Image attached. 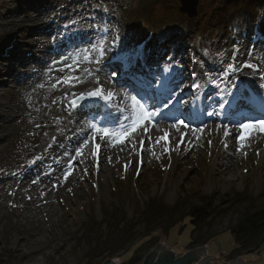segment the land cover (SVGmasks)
I'll return each instance as SVG.
<instances>
[{"label": "rangeland", "instance_id": "374dc122", "mask_svg": "<svg viewBox=\"0 0 264 264\" xmlns=\"http://www.w3.org/2000/svg\"><path fill=\"white\" fill-rule=\"evenodd\" d=\"M77 1L0 0V51L9 43L28 41L50 60L42 73L25 79L16 71L6 77L9 64L0 59V76L10 78L0 86V264H88L81 237L91 215L103 221L104 208H121L130 217L134 199L162 196L170 205L182 195L194 204L209 195L216 206L220 200L225 203L226 212L211 223V230L219 232L205 247L221 262L234 246L225 228L248 203L237 200L239 194L247 189L256 206L264 202V130L240 126L264 120V19L249 23L245 36L231 33L232 40L215 41L216 28L206 25L211 50L218 54L209 64L196 51L194 34L178 42L158 38L163 22L180 13L174 0H79L82 6ZM209 1L198 0L194 18L199 4ZM152 2L150 15L142 13ZM76 7L81 24L73 17ZM204 9L199 14L205 11L203 19L209 13ZM146 17L152 21L147 28L142 24ZM27 20L54 34L29 40V30L23 29ZM85 31L91 32L80 36ZM74 32L79 35L73 40L81 46L60 53L70 41L64 35ZM123 58L146 62V90L136 84L142 95L126 85L113 86L118 71L107 62ZM229 64L237 70L225 71ZM73 65L101 74L89 88L68 89L64 83L77 76ZM97 87L114 96L105 102L87 95ZM132 95L142 100L150 119L117 143L112 134L121 131V124L130 131L131 120L124 118L132 115L127 100ZM241 95L254 98L249 108L240 103L242 98L233 104ZM165 100L176 104V113L168 112L169 106L160 110L157 104ZM90 103L94 109L80 112ZM32 150L33 157H23ZM65 173L70 174L65 178ZM184 224H176L166 236L157 230V239L183 250L191 230L187 218ZM242 256L243 264H264V253Z\"/></svg>", "mask_w": 264, "mask_h": 264}, {"label": "trees", "instance_id": "16d2710c", "mask_svg": "<svg viewBox=\"0 0 264 264\" xmlns=\"http://www.w3.org/2000/svg\"><path fill=\"white\" fill-rule=\"evenodd\" d=\"M174 2L178 6L179 0ZM153 5V2L145 5L142 13L150 15L148 10H152ZM202 8H209L205 19V11L199 18ZM198 12L196 18H188L178 13L174 18L165 20L161 27L162 34H158V38L170 37L178 42L185 36L194 34L196 51L211 64L210 61L218 54L216 50H211L213 45L208 42L206 25L216 28L215 41L224 37L232 40L234 38H230L231 33L245 36L250 29L249 23L264 19V0H210L208 3L199 4ZM144 19L142 24L147 25V28L152 21L148 17ZM225 44L226 42L223 43ZM33 152L34 150L23 157H33ZM198 200L200 204H194L189 197L182 195L169 205L163 202L162 196H154L147 200L134 199L130 217L121 208L113 211L104 208L103 221H97L91 215L83 224L81 237L87 245L88 264L98 257H103L101 261H96L100 264L121 250L117 256L120 258V264H139L144 259L141 250H149L150 246L157 242V230L166 236L176 224L180 223L182 228L186 218L191 230L189 242L183 249L205 246L206 242L219 232L211 230V223L225 213L226 208L222 200L218 206L214 204V195L200 196ZM237 200L248 203L236 221L225 228L230 231L234 244L233 248L223 255L226 262L247 253H264V202L256 206L247 196V189L239 194ZM103 224L106 230L103 229ZM137 229L139 232H136Z\"/></svg>", "mask_w": 264, "mask_h": 264}, {"label": "bare ground", "instance_id": "6f19581e", "mask_svg": "<svg viewBox=\"0 0 264 264\" xmlns=\"http://www.w3.org/2000/svg\"><path fill=\"white\" fill-rule=\"evenodd\" d=\"M85 1V0H84ZM77 4H80V6L85 5V3L80 2L79 0L77 1ZM45 7V6H44ZM42 7V8H44ZM82 15V14H81ZM74 19L76 20V22L78 24H81L83 22V18H81L80 16V12H79V8L76 7V12H75V16H73ZM33 21H38L37 23H39L40 20H35L33 19ZM31 23L30 20H27V23H25L23 25V29H28L29 30V34H28V38L29 40L32 41H36L38 39H41L42 37H44L45 35H52L54 34L53 29L47 31L46 29H44L43 27L38 26L37 23L34 24H29ZM44 24V23H43ZM91 31H85V32H80V36H83L85 34H89ZM77 34V32L71 33V36H65L64 38H69L70 41L67 42V45H62V51H59L58 47H56L55 49L57 51H59L60 53H63L64 51H69V50H73L74 48L81 46V42L80 43H75L74 42V37ZM63 39V37H61L59 39V41ZM12 41V40H11ZM10 41V42H11ZM14 42V39H13ZM17 43H9V45H7L6 47H4V49L2 51H0V59H4L8 64V66H5L6 71H8L7 73L4 72L3 74L6 77H10L13 75V73L16 72H23V76L25 79L27 78H32L34 74H36L37 72L42 73L43 69L45 68V62H49L50 60H45L42 57H40V55H38L39 53H41V48L40 49H36V44H32L29 45L28 41L26 42H20V41H15ZM39 43H43V41H40ZM51 51V50H50ZM63 58H61L60 60V64L62 63ZM107 65L113 67L114 69L117 68L118 74H117V78L113 80V86L115 87V83L124 86L126 85L127 88L135 91V93L142 95L143 91H140L138 86L136 84L138 83H142V82H135L134 81V87L131 84L134 80V78H140L143 81L148 79V75H146V73H148L145 69L146 67V62H141L134 59V58H123L121 59L119 62L112 60V61H108ZM40 67V70L38 69V67ZM77 65H73L71 67H74L71 70H74L75 73H77V76L72 77V80H68L64 83L63 87H67L68 89H74L77 87H85V88H89V85L92 81H96V78L98 77V74H101L99 72H93V73H85L84 71L81 70H77L76 68ZM30 67V68H28ZM43 68V69H41ZM65 70V67L63 65H61L59 67V71L63 72ZM1 75V74H0ZM123 75V77L121 76ZM125 77L128 79H125ZM10 81V78H9ZM9 81L4 80V77L0 76V86L4 87L7 86ZM46 81H48L46 79ZM146 82V81H145ZM28 83V82H27ZM147 83L148 80H147ZM185 82H182V85ZM1 89V88H0ZM177 89H172V94L169 96V98H173L174 95H176L175 93L177 92ZM144 90V89H143ZM169 91V90H168ZM174 91V93H173ZM179 97V96H178ZM181 97V96H180ZM185 97V96H184ZM240 98L241 102L240 103H244L245 107H250V103L254 100V98H249L250 100L248 101L247 97L244 95H241L239 98L236 99L234 103H236ZM178 100V99H177ZM173 102L169 103V100H165L163 102H159L157 104V106L159 105V107L161 108L160 110L163 112V109H166L165 104H167L169 106V111L171 113H176L177 107L176 104H172ZM187 103V101L183 100L182 104ZM167 106V107H168ZM94 109V106L92 103H90L89 105H86V107H82L80 112H87L89 110ZM160 119H162L160 117ZM104 149V156L106 155V150L107 148H103ZM103 151V150H102Z\"/></svg>", "mask_w": 264, "mask_h": 264}, {"label": "water", "instance_id": "95a60500", "mask_svg": "<svg viewBox=\"0 0 264 264\" xmlns=\"http://www.w3.org/2000/svg\"><path fill=\"white\" fill-rule=\"evenodd\" d=\"M198 0H179L178 10L188 18H194L197 15ZM77 102V101H76ZM205 246H196L194 249H188L184 254L174 256L175 250L168 249L166 252L156 254L154 250L139 264H216V253H206ZM153 249H167L162 240L157 239V244ZM244 256H239L229 260L226 264H243ZM100 264H119L118 257H112L102 261Z\"/></svg>", "mask_w": 264, "mask_h": 264}, {"label": "snow or ice", "instance_id": "6c2138e0", "mask_svg": "<svg viewBox=\"0 0 264 264\" xmlns=\"http://www.w3.org/2000/svg\"><path fill=\"white\" fill-rule=\"evenodd\" d=\"M93 47H96V45H93ZM100 51H101V54H103V48L102 47H101ZM244 67L254 68V66L252 64L244 65ZM236 70L237 69L232 64H229L227 66V68L225 69V71H236ZM112 75L115 76L116 73L114 72ZM97 83H98V81H97ZM87 95L91 96V97H98V98L103 99L105 102H109L112 99V97L114 96V93L112 91H108L107 94H104V89L102 87H97L95 90L89 92ZM83 98H84V96H83V94H81L79 99H83ZM127 100L130 101V104L128 107H130L132 115H130L129 117H125L124 119H125V122H127L128 120H131V124L128 125V128L130 129V131L124 130L125 124H121L120 125L121 131L119 133L112 134L115 136L117 143H122L126 138H128V136L131 133H134L137 130V128L143 126V121L150 119V113H149L148 109L145 107L144 103H142L141 99H138L136 95H132V96H128ZM169 103H171V101H169ZM72 106L73 107L76 106V101L72 102ZM167 106L168 105L165 104V107H167ZM221 107H223V105H221ZM209 115H212V113H209ZM180 123H182V122H180ZM240 126H241V128L261 127V130H264V120H258L254 123L249 122L247 124H241ZM103 131H104L105 135L110 134L107 129H104ZM164 139H166V135H165ZM241 139H243V137H241ZM77 154H79V150H78ZM93 154L95 155V153H93ZM69 174L70 173H65V178Z\"/></svg>", "mask_w": 264, "mask_h": 264}, {"label": "flooded vegetation", "instance_id": "af4514ba", "mask_svg": "<svg viewBox=\"0 0 264 264\" xmlns=\"http://www.w3.org/2000/svg\"><path fill=\"white\" fill-rule=\"evenodd\" d=\"M156 246V244L154 245V247ZM153 247V248H154ZM149 249V250H147L146 251V253L144 254V259L150 254V253H152L154 250L157 252L156 254H159V253H163V252H166V250H168V248L167 249ZM194 248H196V247H194ZM194 248H191V249H194ZM188 249H185V251H187ZM185 252H183L182 254H184ZM143 259V260H144ZM142 260V261H143ZM141 261V262H142ZM216 264H226V261H225V259H221V262L220 261H216Z\"/></svg>", "mask_w": 264, "mask_h": 264}, {"label": "built area", "instance_id": "2783aa9c", "mask_svg": "<svg viewBox=\"0 0 264 264\" xmlns=\"http://www.w3.org/2000/svg\"><path fill=\"white\" fill-rule=\"evenodd\" d=\"M170 249H173V248H170ZM175 250V252H173L174 253V256H178V254H181V253H183V252H186L185 251V249H183V250H176V249H174Z\"/></svg>", "mask_w": 264, "mask_h": 264}, {"label": "crops", "instance_id": "0c3cea01", "mask_svg": "<svg viewBox=\"0 0 264 264\" xmlns=\"http://www.w3.org/2000/svg\"><path fill=\"white\" fill-rule=\"evenodd\" d=\"M221 259H225V258H224V257H221ZM227 262H228V261H227ZM227 262H226V263H227Z\"/></svg>", "mask_w": 264, "mask_h": 264}]
</instances>
